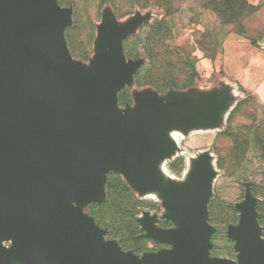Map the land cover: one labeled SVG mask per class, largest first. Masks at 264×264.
Here are the masks:
<instances>
[{
    "label": "water",
    "instance_id": "water-1",
    "mask_svg": "<svg viewBox=\"0 0 264 264\" xmlns=\"http://www.w3.org/2000/svg\"><path fill=\"white\" fill-rule=\"evenodd\" d=\"M60 20L54 0H0V233L13 225L22 232L14 264H94L82 252L97 232L59 214L67 185L81 198H98V181L108 167L141 187L156 182L147 157L160 148L150 139L151 125L168 118L165 109L143 102L126 120L118 119L117 128L104 129L99 112L106 113L103 106L114 101L119 76L112 82L107 77L121 64L119 40L104 39L95 51L99 80L89 85L63 60ZM209 194L200 174L184 190L168 189L171 218L182 228L159 231L148 224L146 236L174 245L172 251L149 255L150 262L229 264L207 260L210 228L201 205ZM256 216L255 200L248 199L239 226L228 229L244 264H264ZM133 261L128 252L109 262Z\"/></svg>",
    "mask_w": 264,
    "mask_h": 264
},
{
    "label": "rangeland",
    "instance_id": "rangeland-1",
    "mask_svg": "<svg viewBox=\"0 0 264 264\" xmlns=\"http://www.w3.org/2000/svg\"><path fill=\"white\" fill-rule=\"evenodd\" d=\"M257 1L248 0L253 10L244 20V32L241 35L222 28L214 14L199 10L191 0L184 1L177 13L167 17L173 36L169 41L176 45L194 30L203 31L208 28L217 33L222 43L221 49L214 59L205 57L200 49H196L195 82L182 90L169 88L160 92L136 80V73L143 64L140 56L143 35L132 44L130 52H125L123 48L128 37L138 31L142 34L146 28L143 27L145 23H151L162 16L158 10L127 13V7H124L123 13L118 15L110 3L100 4V0H54V8L61 15L58 38L64 46L63 60L87 84L91 85L93 81L99 80L100 65L97 63L95 51L106 40H119L116 55L121 64L112 67L107 77L112 82L119 76L113 84V107L111 103L106 104L102 108L106 113L99 112L103 128H117L118 119L126 120L127 115L143 102L147 106H162L168 115L165 120L152 121L150 139L156 140L160 148L147 157V165L156 182L142 191L145 196H139L135 183L127 180L126 173L109 167L103 170L98 181V198H81L70 185L64 189L62 202L58 204L60 216L65 217L63 221L69 222V218L74 216L85 223L88 229L97 232L96 241L87 244L82 252L94 264H110L112 256L120 258V254L128 252L133 254L132 264H153L148 260L149 255L174 250V245L146 236V230L139 220L151 217L156 226H174L166 218L167 191L170 188L186 189L197 174L206 178L207 188L212 192L211 197L214 200L212 219H209L207 209V221L212 228L207 260L228 259L229 264H244V258L237 247L238 242L228 235V228L235 224L236 227L239 226L243 206L248 199L258 202L264 181V161L252 147L243 158V147L238 151L235 138L239 134L243 135V127L254 120L257 110V123L260 124L264 116V99L257 92L243 88V57L234 62L233 69L227 67L228 52L225 43L230 35H237L255 46L264 45V4ZM75 3L76 11L73 5ZM74 19L78 22L76 27H73ZM71 32L76 39V53L68 46L67 36ZM204 59L211 60L213 66L199 67V62ZM253 94L258 96L259 101ZM110 172L120 176L111 177L114 184L118 186L117 181L122 180L130 188L131 212L138 213L136 223L143 232L137 236L131 228V233L126 235L123 232L121 238L130 239L131 242L141 239V246L146 252L124 250L118 244L117 237L105 226L97 223L93 216L97 206L107 200L106 182ZM259 226V235L264 241V226ZM2 229L0 264H14L15 251L21 242L22 232L15 225Z\"/></svg>",
    "mask_w": 264,
    "mask_h": 264
},
{
    "label": "trees",
    "instance_id": "trees-1",
    "mask_svg": "<svg viewBox=\"0 0 264 264\" xmlns=\"http://www.w3.org/2000/svg\"><path fill=\"white\" fill-rule=\"evenodd\" d=\"M62 1L59 0V2ZM184 1L186 0H100V4L110 3L118 15L123 13L124 7H127V13L152 9L161 13L162 16L159 19L143 25L146 28L141 32L142 34L138 31L128 37L123 46L125 52H130L132 44H135L140 35H143L140 41L142 45L140 56L143 64L136 73V80L138 83L152 86L160 92L169 88L182 90L195 82L197 78L195 68L197 58L194 51L196 49H200L205 57L211 59H214L218 55L219 49H221L222 43H220L217 33L208 28L203 31L194 30L193 35H186L176 45L169 41L173 36L167 17L177 13ZM191 1L196 4L199 10L214 14L222 28H228V32L238 35L243 34L244 20L253 10L248 0ZM73 5L76 11V3ZM74 20L73 27H76L78 22L76 19ZM67 40L71 51L76 53V39L73 37L72 32L67 36ZM250 96L248 95V97ZM253 97L259 101L256 94H253ZM257 112L254 113V120L243 127V135L239 134L235 138V142L238 145V151L243 147V158L246 157L247 151L252 147L264 161V116L258 124ZM112 176L120 178L113 172L108 174L106 182L107 200L97 206L98 209L93 216L97 223L105 226L117 237L118 244L124 250L135 253L146 252L147 250L141 246V239L138 238L131 242L130 239L122 240L121 238L124 233L129 235L131 228L134 229L133 233L137 236L143 234V232L140 231L136 223L138 213L131 212V204L129 203L130 188L122 180L117 181V186L113 183ZM123 201L125 202L123 203ZM213 201L212 198L208 204L209 219H212L213 216ZM255 210L258 223L264 226V181L258 202L255 203Z\"/></svg>",
    "mask_w": 264,
    "mask_h": 264
},
{
    "label": "crops",
    "instance_id": "crops-1",
    "mask_svg": "<svg viewBox=\"0 0 264 264\" xmlns=\"http://www.w3.org/2000/svg\"><path fill=\"white\" fill-rule=\"evenodd\" d=\"M250 2H254V0H250ZM257 2H259L260 4L264 3V0H258ZM263 9V8H262ZM227 45V52H228V57L226 59V64L227 67L229 69H233V64L235 61L239 60L240 58L242 59L243 57V65H242V61H241V67H243V79H241V82L243 83V88L248 90V91H255L257 92L260 97L262 99H264V45H260V46H255L253 45L249 40L245 39V38H241L237 35H230L227 38V41L225 43ZM199 67H209L211 68L212 62L211 60H201L199 62ZM239 78H241L239 76ZM125 177L127 178V180H129L130 182H132V184H134V179L130 176L125 174ZM134 185H136V189L137 192L139 193L140 197L145 196V194H142V191L146 188L145 186H142V190H141V185L139 183H135ZM139 190V191H138ZM141 191V193H140ZM208 195V197L204 200L203 205H201V209L202 211H205V216H204V222L208 225V227L210 228V232L208 235V242H209V238L211 235V231L212 228L209 226V223L207 221V209H208V204L211 200V193ZM167 197V209H168V213L166 215V218L168 220H171L174 223V226H171L169 228H162L161 226L155 224V222H153V219L151 217H147L145 219H140L139 222L141 221L143 224V228H145V232L146 234H150L148 233V224H150V226L154 229V230H159V231H170V230H179L182 228V224L177 223L176 221H174L171 216L174 215V211H173V207L170 206V197ZM256 219V217H255ZM257 221V219H256ZM258 223V222H257ZM259 224V223H258ZM233 227H236L235 225H232ZM229 229V228H228ZM229 233V231H228ZM148 236V235H147ZM151 239V236H148ZM155 240V239H154ZM158 241V240H156ZM162 242V241H159ZM163 243V242H162ZM167 243V242H164ZM171 244V243H169ZM173 245V244H172Z\"/></svg>",
    "mask_w": 264,
    "mask_h": 264
}]
</instances>
